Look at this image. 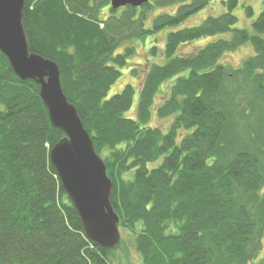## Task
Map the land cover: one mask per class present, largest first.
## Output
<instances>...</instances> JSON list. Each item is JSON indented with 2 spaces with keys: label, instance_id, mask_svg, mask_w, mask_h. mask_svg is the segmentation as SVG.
<instances>
[{
  "label": "trees",
  "instance_id": "obj_1",
  "mask_svg": "<svg viewBox=\"0 0 264 264\" xmlns=\"http://www.w3.org/2000/svg\"><path fill=\"white\" fill-rule=\"evenodd\" d=\"M211 1L149 0L114 10L110 0H24L28 51L57 65L62 91L106 167L118 229L131 234L142 264H264V257L255 262L264 235V9L250 30L235 27L238 0L185 26ZM167 7L174 12L146 26ZM165 28L174 30L165 36L164 61L147 62L135 117H126L134 87L107 93L135 50H117ZM219 34L229 37L178 53ZM247 42L253 55L238 67L218 63ZM185 70L155 106L161 84ZM153 113L173 118L166 132L149 124ZM63 137L39 86L20 80L0 53V264H114L122 239L105 250L86 237L49 161Z\"/></svg>",
  "mask_w": 264,
  "mask_h": 264
},
{
  "label": "water",
  "instance_id": "obj_2",
  "mask_svg": "<svg viewBox=\"0 0 264 264\" xmlns=\"http://www.w3.org/2000/svg\"><path fill=\"white\" fill-rule=\"evenodd\" d=\"M148 2L110 0V7L138 8ZM23 8L24 0H0V53L20 80H32L39 86L51 125L64 134L50 149L49 161L78 213L86 237L105 250H113L121 237L119 218L109 200L112 186L106 167L95 153L75 107L62 91L57 65L28 51L22 26Z\"/></svg>",
  "mask_w": 264,
  "mask_h": 264
},
{
  "label": "rangeland",
  "instance_id": "obj_3",
  "mask_svg": "<svg viewBox=\"0 0 264 264\" xmlns=\"http://www.w3.org/2000/svg\"><path fill=\"white\" fill-rule=\"evenodd\" d=\"M222 1L227 0H212L203 10L198 12L194 17H192L185 26H193L199 24L204 18L208 16H218L222 12L227 11V6L222 4ZM250 6L252 9V15H247L246 7ZM120 9V8H119ZM264 9V0H238V5L233 8L231 11L233 15L237 18L235 24L236 28L239 29H251V24L258 16V14ZM175 10L174 7H167L156 9L151 13L149 20L146 23V26H150L151 19L160 12L173 13ZM109 7H103L100 9V18L106 19L109 16ZM174 29L165 28L161 31L151 34L150 36L143 37L141 39H133L132 41L126 43L123 47H120L117 52H122L124 48L133 47L135 52L134 55L127 59V65L123 67L120 77L113 83L107 93V98L118 94L126 85H131L134 87L135 94L132 98V104L129 111L125 113L126 117H135V107L137 105L138 99V90L140 88L141 80L144 75V71L147 66V62L152 63H163L164 58L162 50L164 47L165 36L167 32L173 31ZM227 35H215L210 37H203L198 40H195L191 43H188L180 48L178 53H190L194 52L197 48L216 41L221 38H228ZM264 38V35H263ZM155 46L157 52L155 55L151 54V48ZM253 55V50L249 42L242 44L240 47L236 48L232 52L225 53L219 60V64L228 65L231 67H238L242 61ZM135 69L137 76H132L131 71ZM188 71L185 70L176 74L175 76L165 80L160 87L159 93L155 98L154 105L158 106L168 95L170 86L174 81L179 77H186ZM172 117L166 119L157 118L156 114H152L150 125L158 127L162 132H166ZM130 175V174H129ZM128 176V175H127ZM119 234L122 239V243L119 244V249L115 252V258L113 260L114 264H142V259L140 255L135 251L133 247L132 236L130 233L119 229ZM263 245L262 249L259 252L255 262L259 261L264 257V235H263Z\"/></svg>",
  "mask_w": 264,
  "mask_h": 264
}]
</instances>
